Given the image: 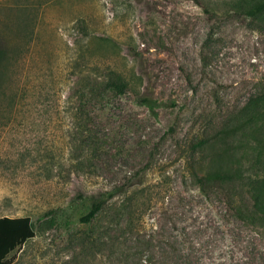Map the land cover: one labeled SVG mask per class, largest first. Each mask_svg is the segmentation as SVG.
Returning <instances> with one entry per match:
<instances>
[{
	"label": "rangeland",
	"instance_id": "rangeland-1",
	"mask_svg": "<svg viewBox=\"0 0 264 264\" xmlns=\"http://www.w3.org/2000/svg\"><path fill=\"white\" fill-rule=\"evenodd\" d=\"M235 3L0 0V217L34 231L11 264H264V214L222 177L243 149L220 130L264 94V13Z\"/></svg>",
	"mask_w": 264,
	"mask_h": 264
},
{
	"label": "trees",
	"instance_id": "trees-1",
	"mask_svg": "<svg viewBox=\"0 0 264 264\" xmlns=\"http://www.w3.org/2000/svg\"><path fill=\"white\" fill-rule=\"evenodd\" d=\"M234 11L243 12L249 17L258 16L264 13V0H236ZM6 39L0 36V63L7 61L11 49L5 44ZM106 82L101 84L106 92L122 94L126 89V84L121 77L113 71H109ZM0 70V80L3 78ZM137 102L146 106L151 112L159 106L157 99L152 96L141 95ZM220 139L236 137L240 140L243 154L235 159V166H227L222 177L227 180L236 179L242 182L252 201L255 211L264 214V170L260 173L259 163L264 166V94L249 99L242 107L241 111L220 130ZM261 135V136H260ZM203 143L200 141L197 146ZM255 151V152H251ZM199 186L202 187L204 181L210 179L219 180L218 172L211 171L202 176H196ZM119 188V187H118ZM117 187L101 194H96L88 199L78 212V221L87 223L94 218L103 205L117 194ZM34 237V231L29 216L0 217V264H11L14 255L13 251L19 250L27 240Z\"/></svg>",
	"mask_w": 264,
	"mask_h": 264
}]
</instances>
